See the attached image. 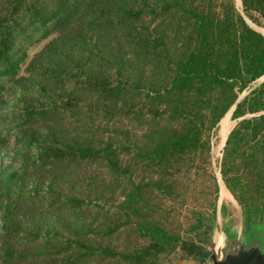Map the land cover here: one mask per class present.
Returning <instances> with one entry per match:
<instances>
[{
    "label": "trees",
    "instance_id": "1",
    "mask_svg": "<svg viewBox=\"0 0 264 264\" xmlns=\"http://www.w3.org/2000/svg\"><path fill=\"white\" fill-rule=\"evenodd\" d=\"M245 18L264 26V0H241V8L234 0H0V101L9 86L22 84L27 49L51 36H59L53 44L61 42L62 51L71 41L70 50L82 47L88 68L67 102L18 114L24 170L33 167L43 182L51 178L52 197L49 206L32 211L35 198L19 185L22 177L0 174V264H170L172 257L207 264L219 182L211 200L202 193L213 214L194 212L195 224L183 232L166 223L161 201L185 195L184 165L191 161L192 170L197 157H210L212 135L229 113L237 124L225 144L221 177L244 232L264 223V81L253 88L264 78V35ZM74 54L68 58L75 61ZM124 119L146 128V141L129 163L128 147L97 138L91 127ZM72 120L73 132L67 128ZM93 164L114 177L112 187L125 182L114 188L116 211L98 231L81 224L86 200H64L61 193L62 182L78 187L79 172ZM65 204L77 214L78 229L66 223V233L43 235L44 226L27 219ZM221 211L229 215L223 204ZM128 231L134 243L123 250L101 244Z\"/></svg>",
    "mask_w": 264,
    "mask_h": 264
},
{
    "label": "rangeland",
    "instance_id": "2",
    "mask_svg": "<svg viewBox=\"0 0 264 264\" xmlns=\"http://www.w3.org/2000/svg\"><path fill=\"white\" fill-rule=\"evenodd\" d=\"M234 1L237 8H241L240 0ZM258 29L264 34V26H260ZM58 37L51 36L49 39L33 44L27 49V58L21 65L19 73L22 84L20 86H9L6 93H3L0 101V174L5 172L7 175L16 172L18 173L17 178L22 177L19 185L24 188V193L35 198L33 203H29L30 206L32 205V211L36 209L35 206L37 205L49 206L50 198L52 197L49 187L52 179L49 178L43 182L41 175L33 167L24 170L25 159L22 153L27 151V147L24 142L20 141L21 136L17 127L20 120L18 114L25 112L28 107L46 109L67 102L71 91L75 90L77 84L83 83L88 77V68L85 65V61L81 60L83 48L74 47L70 50L69 47L73 45V41H71L69 47L62 51L60 49L61 42L53 44ZM90 43L93 44L94 39ZM52 44L55 45L53 49L50 48ZM73 53H75L74 55L77 58L75 61L68 58L69 54L72 55ZM53 70H58L57 73L59 74L56 77L49 75V78L47 77L49 80H47L44 76L45 72L50 73ZM263 81L264 79L253 84V88L259 86ZM43 87L46 88V93H43ZM24 88L29 93H25ZM229 115L231 119L230 132L236 126L237 121L232 119V113H229L224 119ZM223 120L212 135L210 157H197L194 160L192 170L190 169L192 165L191 161L184 165L179 183L185 195L175 200L166 199L161 201L162 203L160 202L162 204L161 212L168 219L166 223H171L174 227L181 225L183 228L182 232L195 224L194 212L202 211L207 215L213 214V208H211L208 202L204 201L202 193L206 192L208 196L213 193L214 182H219L220 184L218 206L222 202L229 216L232 217L230 224L236 228L239 225L240 208L227 190L219 167L226 144L221 135ZM76 126L77 124L72 120L68 123L67 128L72 131ZM91 127L97 138L105 141L112 139L116 145L121 146V150L127 147L130 149V156L125 155L124 162L129 163L133 156L131 154H134L136 148L141 147L146 141L144 139L146 128L131 122L130 119H124L121 123L112 122L108 125H106V122H98L95 125H91ZM81 132L83 130H80ZM30 156L31 160L28 166H31V163L36 160V152L34 151ZM79 179L80 184L75 188L72 187L71 183L66 184L62 182L61 193L63 194V199L71 197L84 198L86 205L84 210L78 211V216L86 223L81 224L90 231H98V229L103 227L101 226L102 222L111 217L116 211V207L110 202L112 192L115 190L114 188H117V186H120L121 189L124 188L125 182L114 184L112 187L111 184L114 181V177L104 168L95 164L81 170L79 172ZM95 187H98V190L88 195L87 193ZM109 189L112 190L108 193ZM209 199L211 200L210 196ZM69 207L66 204L62 205L59 207L62 208L59 212H47L45 210L42 216L37 217L33 221L31 220L32 213H29L27 219L32 227L44 226L43 235H46L48 232L61 233L62 231L66 233L67 229L63 230V226L66 223L71 224L73 229H78L76 227L78 216ZM2 216L3 214L0 210V234L3 231ZM61 223L62 228L60 226ZM133 235L132 231H128L118 238L102 241L101 244L104 247L110 245L118 250H123L126 246L134 243ZM91 237H96L95 232L91 234ZM172 260L170 264L180 263L173 259V257ZM166 264L169 263L167 262Z\"/></svg>",
    "mask_w": 264,
    "mask_h": 264
},
{
    "label": "water",
    "instance_id": "3",
    "mask_svg": "<svg viewBox=\"0 0 264 264\" xmlns=\"http://www.w3.org/2000/svg\"><path fill=\"white\" fill-rule=\"evenodd\" d=\"M245 19L250 26L264 35L258 27L253 25L247 18ZM229 134L225 139V143ZM221 206L222 202L219 203L216 221L212 227L210 240L211 253L206 263L264 264V223L250 225L248 232H244L242 215H240L239 225L236 228L230 224L232 217L222 215Z\"/></svg>",
    "mask_w": 264,
    "mask_h": 264
},
{
    "label": "bare ground",
    "instance_id": "4",
    "mask_svg": "<svg viewBox=\"0 0 264 264\" xmlns=\"http://www.w3.org/2000/svg\"><path fill=\"white\" fill-rule=\"evenodd\" d=\"M230 115L223 120L222 122V126H221V135L223 137V139L225 140L227 138V135L229 133L230 130Z\"/></svg>",
    "mask_w": 264,
    "mask_h": 264
},
{
    "label": "crops",
    "instance_id": "5",
    "mask_svg": "<svg viewBox=\"0 0 264 264\" xmlns=\"http://www.w3.org/2000/svg\"><path fill=\"white\" fill-rule=\"evenodd\" d=\"M179 264H201L199 262L196 261H192V260H188V261H179Z\"/></svg>",
    "mask_w": 264,
    "mask_h": 264
}]
</instances>
